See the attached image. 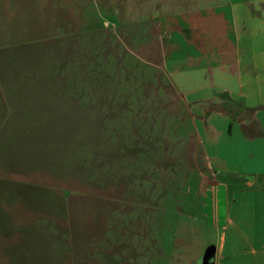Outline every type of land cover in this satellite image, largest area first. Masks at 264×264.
Masks as SVG:
<instances>
[{
	"label": "rangeland",
	"instance_id": "374dc122",
	"mask_svg": "<svg viewBox=\"0 0 264 264\" xmlns=\"http://www.w3.org/2000/svg\"><path fill=\"white\" fill-rule=\"evenodd\" d=\"M249 1L242 49L261 61L264 33L256 32L264 30V0ZM111 2L124 10L122 18ZM133 16L128 0H0V71L22 82L5 85L1 94L20 110L31 95L37 105L57 108L40 111L25 135L21 126V142H10L9 149L23 156V170L33 167L31 172L58 179L68 173L62 193L72 196L69 213L58 210V219L57 197L52 201V219L60 224L20 236L27 248L21 263L201 264L209 248L221 246L233 195L245 181L226 174L209 178L189 111L162 69L165 37L140 18L145 14ZM56 55L70 58L68 67ZM37 60L50 63L40 68ZM44 73L51 82L33 88L29 74L39 80ZM22 112L32 118L31 111ZM57 144L68 148L69 165L60 148L54 160ZM61 163L68 171H57ZM149 221L154 248L146 254L141 244L132 254L130 233L133 245L145 243L141 235ZM231 231L219 264H249L238 243L229 245ZM119 236L128 238L126 244L116 242ZM107 246L110 255L102 256L99 250Z\"/></svg>",
	"mask_w": 264,
	"mask_h": 264
},
{
	"label": "crops",
	"instance_id": "0c3cea01",
	"mask_svg": "<svg viewBox=\"0 0 264 264\" xmlns=\"http://www.w3.org/2000/svg\"><path fill=\"white\" fill-rule=\"evenodd\" d=\"M128 2L131 16L145 14L146 16L140 18L151 21L165 37L162 69L180 101L189 111L199 138L198 144L205 154L210 170L209 178L216 179L221 174H226L229 180L245 181V188L241 193L233 195L221 246H213L215 264H219L220 255H223L225 250L228 230L231 228L229 245L238 243L244 251L243 258L249 261V264H264V59L257 60L254 51L252 56L246 57L241 43V20L247 19L251 13L248 7L250 1ZM110 4L115 8L112 2ZM115 12L119 18L123 17L124 10L120 9L119 5ZM262 29H257L256 36L264 33ZM245 31L247 33L246 29ZM262 52L264 47L260 50L259 57ZM65 58L66 55L63 58L57 56V62L61 59L63 66L68 67L70 58ZM36 63L42 68L50 62L46 60L41 65L43 61L41 63V60H37ZM3 64L4 61L0 60L2 69L5 66ZM29 75L33 88L38 83L45 84L51 79V76L45 73L39 80L31 79L32 74ZM12 77L8 76L7 70L0 71V138L3 134L6 136L0 140V264H26L20 262L22 254H26L27 250L26 246H22L20 236L27 235L28 230L30 235H34L36 228L52 229L60 224L61 221L52 219V201L57 197L58 219L60 210L64 211L65 216L69 213L72 196L62 193L69 188L68 182H64L68 179V173H59L61 175L58 176L61 177L58 179L44 171L31 172L36 171L33 167L27 170L25 166L23 170V156L17 152L11 153L10 142H21V126L24 132L28 131L34 126L37 115H41L40 111H57L51 104L37 105L36 97L32 95L26 96L27 106L22 105L24 110L17 108L21 104L12 105L8 95L1 94L2 87L13 81L22 85L21 80ZM34 102L35 107L27 104ZM83 108L82 105L81 110ZM26 109L33 113L28 121L22 112ZM81 115L84 119V111H81ZM59 148L62 149V162L69 165L68 148L64 150V147L58 144L57 150L52 151L54 160L58 161ZM56 169L68 171V166L63 167L61 163V167ZM209 178L207 177L208 180ZM119 211L121 212V209ZM151 222L145 224L141 235V238H145V243L138 241L133 245L130 240L133 232L129 231L131 233L128 244L131 245L128 249L133 251L132 254H138V246L141 244L144 247L140 248L145 253L147 251L146 254L149 249L154 248V224ZM46 233L49 237L52 236L50 230ZM41 235L43 234L38 236ZM125 237L123 240L120 236L116 237V242L126 244L128 238ZM103 242H109V238L104 237ZM99 251L102 256L110 255L108 246L101 247ZM160 251L164 254L163 250Z\"/></svg>",
	"mask_w": 264,
	"mask_h": 264
},
{
	"label": "water",
	"instance_id": "95a60500",
	"mask_svg": "<svg viewBox=\"0 0 264 264\" xmlns=\"http://www.w3.org/2000/svg\"><path fill=\"white\" fill-rule=\"evenodd\" d=\"M213 250H214L213 247L208 249L207 254L204 256L201 264H211V262L209 263V256L211 252L213 253Z\"/></svg>",
	"mask_w": 264,
	"mask_h": 264
},
{
	"label": "trees",
	"instance_id": "16d2710c",
	"mask_svg": "<svg viewBox=\"0 0 264 264\" xmlns=\"http://www.w3.org/2000/svg\"><path fill=\"white\" fill-rule=\"evenodd\" d=\"M209 263H210V260H209Z\"/></svg>",
	"mask_w": 264,
	"mask_h": 264
}]
</instances>
